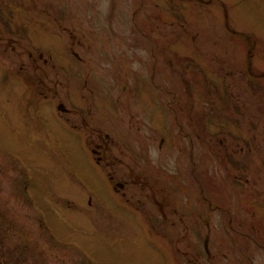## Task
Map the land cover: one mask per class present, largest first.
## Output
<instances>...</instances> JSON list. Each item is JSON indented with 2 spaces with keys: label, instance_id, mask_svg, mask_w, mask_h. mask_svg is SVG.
Segmentation results:
<instances>
[{
  "label": "rangeland",
  "instance_id": "1",
  "mask_svg": "<svg viewBox=\"0 0 264 264\" xmlns=\"http://www.w3.org/2000/svg\"><path fill=\"white\" fill-rule=\"evenodd\" d=\"M150 1L0 0V108L14 107L16 119L13 126L5 125L8 132H0V141L6 143L0 148V185L7 193L0 199V264H201L198 254H183L187 246L199 245V227L192 225L195 215L186 226L175 227H156L142 216L131 220L124 215L120 197L105 175L90 165L82 135L73 129V121L80 117L74 111L83 112L86 105L91 108L88 126L79 125V130L112 127L109 147L117 155L125 146L138 151L135 139L144 143L143 153L152 161L144 172L146 180L148 184L165 180L173 187L176 207L186 206L194 191L198 193L204 169L213 208L208 205L211 253L218 246L224 254L239 248L246 256L251 250L255 261L263 263L264 0ZM28 13L36 19L29 27ZM57 14L73 34L56 24ZM74 40L93 46L89 65L69 60L66 49ZM153 43L159 45L155 58L147 50ZM127 46L133 48L124 49ZM37 47L57 49L64 72L72 74L79 67L85 75L65 74L48 81V97H37L33 90L39 82H30V87L11 75L27 72V53ZM135 71L143 79L144 91L152 90L154 72L161 91L158 120L147 102L133 100L141 108L140 130L129 122L130 114L133 121L139 116L135 108L125 104L136 90L141 95L139 78L126 82ZM121 86L131 93L122 94ZM51 107L56 114L65 113L63 138L59 135L56 141L43 115ZM90 129L84 133L95 137ZM188 137L194 145L192 167L184 151ZM199 143L206 147L203 159L198 157ZM35 147L39 157L34 156ZM25 177H30V201L23 189ZM9 187L15 188L11 199ZM253 191L258 201L254 209ZM42 214L51 232L38 225ZM221 218L224 235L218 236ZM229 218L235 219L233 227L238 223V233L226 226ZM251 226L256 245L248 249Z\"/></svg>",
  "mask_w": 264,
  "mask_h": 264
},
{
  "label": "flooded vegetation",
  "instance_id": "2",
  "mask_svg": "<svg viewBox=\"0 0 264 264\" xmlns=\"http://www.w3.org/2000/svg\"><path fill=\"white\" fill-rule=\"evenodd\" d=\"M142 1V0H141ZM150 0H146L148 2ZM152 2L155 0H151ZM150 1V2H151ZM154 3V2H153ZM138 10V9H137ZM27 18L29 19L25 23L28 24V27L33 24L32 22H35V17L30 15V13L26 14ZM11 16H9L10 18ZM63 17L60 14H57L55 21L56 24L59 27H62L64 30L67 31L68 34H73L74 32L70 29L66 28L63 24ZM3 21H5L3 19ZM6 22V21H5ZM7 23V22H6ZM38 27L40 28L41 25L39 24ZM142 27V26H140ZM73 39H75V35L71 36ZM36 44L37 43L35 42ZM89 44H84L83 42H76L71 41L69 47H67V52L70 54L69 60L76 62L78 65L84 66L86 63L89 65V63L92 62L93 58V46ZM121 45L117 46L118 49L121 48ZM44 49H41V47L35 48L33 53L31 51H28L27 53V66L28 70L24 74H11L14 79L28 82L29 86L30 82H39V88L33 90L40 98H47L49 92L51 91V87L48 88L46 86V82L48 81H57L60 77L64 78L65 74L67 76L75 77L79 75H85L80 72L79 67H75L72 74H67L65 71V68L63 69V61L59 57L60 55L57 52V49H52L48 47H43ZM133 48L132 46L124 47V49ZM159 48V45L156 43H153L151 47H148L147 50L150 51L151 55H154L155 58V50ZM123 49V48H122ZM64 56V53H63ZM122 60H120L121 62ZM86 62V63H85ZM122 63V62H121ZM123 65L127 66L129 64L123 63ZM156 64L153 63L152 65V71H155ZM67 66L66 68H68ZM51 70V71H50ZM50 72V73H49ZM62 73L63 76H62ZM89 73V72H88ZM87 73V74H88ZM248 73L251 76H255V73L251 66L248 67ZM135 76L132 80L126 81L127 83L132 82L134 80L140 81L141 84V95L138 96V90H136V96H131L130 94L126 97L125 104H131L135 108L136 114L138 113L141 108H137L139 106L133 105V100L136 102V104H139V99H141L142 103H148V107L151 109L154 117L156 120L160 117V89H158V84L155 83L156 74L153 72L150 78V86L153 87L152 90H143V79L141 78V75L138 73V71H135V73L132 74ZM86 78V79H85ZM137 82V81H136ZM154 83L151 85V83ZM88 84V76H84V85ZM114 90L110 88L109 93L112 95ZM131 93L130 89L127 90V87L121 86L120 92L125 93L127 92ZM170 94V93H168ZM139 98V99H138ZM58 105H56V109L60 110V105L57 108ZM85 111H74V113L80 115V117L75 119L76 121H73V129L76 133H81L82 140L84 141V145L86 146L87 150L90 154L89 163L93 167V169L98 173L102 174L101 176H104L108 179V183L110 184V189L114 192L115 195L120 197V201L122 203V211L125 214L129 215L131 220H137L139 217L142 216L143 219L151 224H153L156 227L159 226H170L175 227L176 225L180 226H186L191 219L193 215H195V219L193 220L194 223L192 225L198 226L199 233H198V246L191 244L190 248L187 246V248L183 251V254L186 255H199L201 258V264H244L245 262L247 264H263L260 261L257 263L255 261V252H252L251 250L248 251V255L241 256L239 248H235L236 250H232L230 253H223L220 246H218L217 250L212 254L211 250L208 248V229H209V220H208V209L211 208V204L208 203L207 198V187L205 181V170L202 169L200 174V183L198 189V193L195 190L194 192V198L189 197L188 202L186 203V206L183 207H176L174 202V193L172 192L173 187L169 185H165V180L162 181V184L160 182L157 183L155 180L153 183L148 184V181L146 180L147 177L145 176L144 172L147 171L148 168H151L150 163L152 162L149 159L148 155H144L142 146L144 143L139 142L137 139H135L136 142H134L137 146H139L138 151H134L133 148L125 146L120 151V154H115L113 150H111L109 147V143H111L114 140V137L111 135V128L112 127H106L104 129L100 127H88L84 130H79V125L87 127L88 126V118H89V109L90 106L86 105ZM14 107H7V108H0V120L2 121L1 126L2 130L0 131L4 135V130L8 132L9 127L13 126L15 124V113H14ZM63 113V112H62ZM61 112H58L57 114L54 113L53 108L51 107L49 110L44 109L43 115L45 117V120L49 122L51 132L55 133L53 138L55 141L57 140V136H61L63 138V119ZM65 114V113H63ZM133 114L129 115V118L131 121V125H136L137 130H140V125H142L141 117L140 115L137 116L136 120L133 121ZM65 120V119H64ZM4 122V123H3ZM154 122V121H153ZM8 126H5L7 125ZM153 125H157L153 123ZM5 126V127H4ZM90 129L88 133L94 134L95 137H91V135H87L84 132H87L86 130ZM182 129V128H181ZM50 131V130H49ZM30 132V131H29ZM31 133V132H30ZM32 134V133H31ZM33 135V134H32ZM50 136V135H49ZM184 136H189L187 133H184ZM0 137H2L0 135ZM39 140V139H38ZM161 140V139H160ZM106 142V143H104ZM120 142V141H119ZM118 143V142H117ZM185 147L184 151L188 155V163L187 165L189 167L191 166V158L193 157V141L191 138L188 137L187 140H185ZM6 144L4 142L0 141V148H3V145ZM120 144V143H118ZM201 145L199 147V153L198 157L199 159H203L204 153L206 152V147L202 143H199ZM162 147V142L159 143V149ZM179 150H182L179 148ZM128 151L129 154L126 152ZM138 152V153H137ZM1 155V154H0ZM44 155V154H43ZM34 156L39 157V151L38 148L35 147V154ZM47 158V157H46ZM47 161L50 162L49 158H47ZM190 161V162H189ZM43 164V163H42ZM158 166V165H156ZM52 170V167L50 166V171ZM54 172L57 173L56 169H53ZM192 170H190V174H192ZM3 178V170L0 169V181ZM22 178V177H21ZM30 178V177H29ZM28 177H25L24 181L25 184L23 185L24 193L27 194V198L29 201L32 199V188L31 184L29 182V185L27 182L29 181ZM118 178L120 180H118ZM145 181V184L142 183ZM31 192H30V190ZM171 188V189H168ZM20 189V188H19ZM8 194H15V188L9 187L8 188ZM5 193L3 189V185H0V199L2 197V194ZM36 193L39 192L36 190ZM187 193V192H186ZM7 194V193H5ZM35 195V193H33ZM33 195V196H34ZM189 193L187 194L188 197ZM256 193L253 191L251 194V203L250 207L255 208L258 201H256ZM197 200L199 202H197ZM1 204V202H0ZM208 205H210L208 207ZM213 209V208H211ZM215 209L221 210V206L215 204ZM253 215L254 211H253ZM49 220L51 221V225L56 229L58 227L57 221L54 220L51 216V213L49 211L48 214ZM232 218L228 219V226L231 231L234 233H238V223L236 224L237 227H233ZM40 223L38 224L40 227H42L43 232H51L50 226L43 223V214L42 219H39ZM198 221V224H197ZM225 219H220V225L222 227V233H218L219 235H224V227L225 226ZM188 230L191 231V228ZM242 233L243 237H246L245 234ZM240 235V234H237ZM248 237V249H253V247L256 245L255 241V227L251 226V233L247 234ZM235 241H232V247H234ZM28 252V249H26ZM0 248V253H1ZM42 253V250H40ZM187 253V254H186ZM43 254V253H42ZM190 257V256H189ZM242 258V259H241ZM264 258V257H263Z\"/></svg>",
  "mask_w": 264,
  "mask_h": 264
},
{
  "label": "water",
  "instance_id": "3",
  "mask_svg": "<svg viewBox=\"0 0 264 264\" xmlns=\"http://www.w3.org/2000/svg\"><path fill=\"white\" fill-rule=\"evenodd\" d=\"M62 110V109H61Z\"/></svg>",
  "mask_w": 264,
  "mask_h": 264
}]
</instances>
